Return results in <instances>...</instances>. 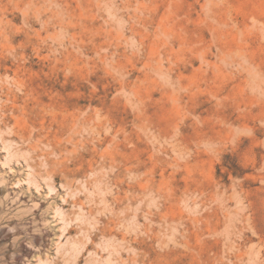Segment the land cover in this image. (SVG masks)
Returning <instances> with one entry per match:
<instances>
[{
    "label": "rangeland",
    "instance_id": "1",
    "mask_svg": "<svg viewBox=\"0 0 264 264\" xmlns=\"http://www.w3.org/2000/svg\"><path fill=\"white\" fill-rule=\"evenodd\" d=\"M0 264H264V0H0Z\"/></svg>",
    "mask_w": 264,
    "mask_h": 264
}]
</instances>
